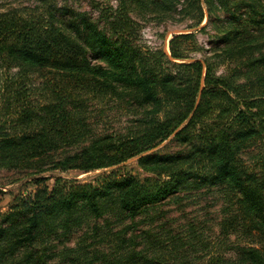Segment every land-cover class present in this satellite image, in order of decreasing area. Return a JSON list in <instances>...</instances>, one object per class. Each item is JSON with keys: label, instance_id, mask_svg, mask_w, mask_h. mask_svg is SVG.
I'll list each match as a JSON object with an SVG mask.
<instances>
[{"label": "trees", "instance_id": "obj_1", "mask_svg": "<svg viewBox=\"0 0 264 264\" xmlns=\"http://www.w3.org/2000/svg\"><path fill=\"white\" fill-rule=\"evenodd\" d=\"M22 1L0 6V171L35 190L5 192L0 264H264V0ZM133 12L210 26L209 54L142 46ZM208 195L213 238L162 210Z\"/></svg>", "mask_w": 264, "mask_h": 264}, {"label": "rangeland", "instance_id": "obj_2", "mask_svg": "<svg viewBox=\"0 0 264 264\" xmlns=\"http://www.w3.org/2000/svg\"><path fill=\"white\" fill-rule=\"evenodd\" d=\"M75 8L80 10H91V4L99 3L100 5H106L107 7H115L117 0H70ZM23 4L22 0H0V6H9ZM149 9V8H148ZM138 12V11H137ZM131 15L132 19L138 24L139 38L142 46L149 49H165L168 52L169 41L179 34H194V41L191 43L194 51L188 53V58L201 60L203 56H207L209 53V48L213 45V39L211 38L214 34V31L207 28L205 31L200 30V26L193 29H188L187 21L175 22L173 19H158L149 15V13L144 12L141 16H137L136 12ZM138 14V13H137ZM207 23V20L204 19L201 26H204ZM195 45V47H193ZM221 71V68H219ZM113 115V114H110ZM109 115V116H110ZM109 129H119L121 128L120 123L115 118L105 124ZM111 127V128H110ZM166 144V143H165ZM159 146L157 149L162 147ZM176 147L172 146L171 151H174ZM125 167L134 169L136 168L135 159L129 160L125 163ZM103 170L88 172L85 174H80L77 171H69L67 173H55L63 179L75 178L81 183H87L93 178L97 177L103 173ZM51 176V175H47ZM17 178L14 174L9 172L0 171V208L2 211H6V205L10 201L11 195L5 193L10 191L12 194H19L23 197L30 196L34 190L35 186L28 183L27 180H21L16 183L13 181ZM52 178H48L46 183L49 187L53 184ZM12 182V183H11ZM3 186V187H2ZM217 196L208 195L201 196L196 200H187L182 204L184 206L178 208L176 205H166L162 210L167 211V215L170 219H173L176 222V228L184 227L189 223H196L199 226L206 236L213 238V234L217 232V220L219 218V202H217Z\"/></svg>", "mask_w": 264, "mask_h": 264}]
</instances>
